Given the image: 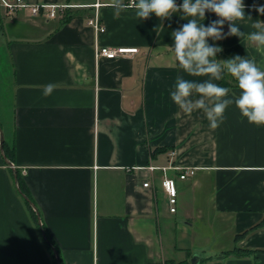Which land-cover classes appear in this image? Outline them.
Here are the masks:
<instances>
[{
	"label": "crops",
	"instance_id": "0c3cea01",
	"mask_svg": "<svg viewBox=\"0 0 264 264\" xmlns=\"http://www.w3.org/2000/svg\"><path fill=\"white\" fill-rule=\"evenodd\" d=\"M27 1L76 7L67 23L0 13V123L40 215L0 150V264H56L53 248L62 264H264V227L255 229L264 219V126L233 104L213 130L202 110L185 114L171 99L177 76L211 79L184 72L170 47L191 17L140 20L131 7L117 15L111 0ZM243 2L237 24L247 34L264 22L255 10L264 0ZM96 4L104 33L88 25ZM217 19L206 12L200 22ZM208 43L222 48L218 60L255 58L264 69L246 36ZM96 47L138 52L97 59ZM186 169L196 174L182 181ZM166 179L177 186L174 206Z\"/></svg>",
	"mask_w": 264,
	"mask_h": 264
},
{
	"label": "clouds",
	"instance_id": "9594fccd",
	"mask_svg": "<svg viewBox=\"0 0 264 264\" xmlns=\"http://www.w3.org/2000/svg\"><path fill=\"white\" fill-rule=\"evenodd\" d=\"M110 6L117 15L131 7L140 20L148 19L150 14L161 20L170 19L174 13L191 17L172 32L174 44L170 47L184 72L191 76H210L211 79L198 82L177 76L171 91L172 101L185 114L202 110L213 130L223 123L225 110L233 104L250 124L264 126V69L257 65L255 58L235 55L227 60H218L217 53L222 48L208 43L209 38L218 41L226 35L246 36L264 54V22L256 20L251 24L254 31L247 34L237 24L246 18L243 0H183L180 5L176 0H132L130 5L124 4L123 0H111ZM255 10L264 15V5ZM206 12L214 13L219 19L205 26L200 21L205 20ZM247 18L252 19L250 15ZM225 22L229 25L227 34L223 32ZM225 73L237 82L238 95L230 88L213 82L224 79ZM53 90L54 85L48 84L43 95L48 97ZM194 94H198V98L193 99Z\"/></svg>",
	"mask_w": 264,
	"mask_h": 264
},
{
	"label": "built area",
	"instance_id": "2783aa9c",
	"mask_svg": "<svg viewBox=\"0 0 264 264\" xmlns=\"http://www.w3.org/2000/svg\"><path fill=\"white\" fill-rule=\"evenodd\" d=\"M132 3V0H130L129 5ZM101 4H96L95 7L97 8V11L95 15L89 20L88 25L92 27L96 33H104L106 31L105 26L101 22L99 8L101 7ZM76 6L70 5V4H54V5H48V4H31L27 0H0V13L3 15V17L6 18H13L17 16L19 13L27 12L31 16H45L47 19H57V18H63L66 16L67 12H69L71 9L75 8ZM96 58H106L109 60L116 59L118 57H121L123 55L129 54V53H137V49L127 50V49H110L109 47H96ZM196 174L195 169H186L181 175L180 179L182 181H185L189 179L190 176H194ZM145 187H148L149 184L146 183L144 185ZM163 187L165 188L166 192L171 197V205L176 204V194H177V186L174 180L172 179H166L163 182ZM171 212L175 213L176 208H171Z\"/></svg>",
	"mask_w": 264,
	"mask_h": 264
},
{
	"label": "trees",
	"instance_id": "16d2710c",
	"mask_svg": "<svg viewBox=\"0 0 264 264\" xmlns=\"http://www.w3.org/2000/svg\"><path fill=\"white\" fill-rule=\"evenodd\" d=\"M71 13H70V11L69 12H67V14H66V16L65 17H63V22L64 23H67L69 20H70V18H71ZM209 40H212L211 38H209ZM220 86H223V87H228V88H233V87H237V82L235 81V79L234 78H232L230 75H228L227 73H225V75H224V79H222L221 80V82H220V84H219ZM1 124V123H0ZM1 126H2V124H1ZM2 128H3V126H2ZM3 131H4V129H3ZM5 133V132H4ZM4 136H5V134H4ZM4 152H5V154H6V156H7V158L11 161V162H15V156H16V149H15V145L14 144H11L10 142H9V140L6 138V136H5V142H4ZM18 173V179H19V184H20V190H21V193L23 194V195H25V196H27L31 201H32V198H31V195H30V193H29V191H28V189H27V186H26V184H25V182H24V180H23V178H22V176H21V173H20V171H17ZM21 194V195H22ZM264 227V219H263V221L255 228V229H258V228H263ZM47 235V234H46ZM50 242V241H49ZM51 243V242H50ZM49 243V244H50ZM235 252L236 253H241V254H243V255H245V254H247L248 252L247 251H241V250H235ZM56 264H58L57 263V261H56ZM157 264H194V263H192L191 262V260H186V261H183V262H176V261H174V260H167V261H165V262H163V263H157ZM197 264H206V262L205 261H203V260H201L199 263H197Z\"/></svg>",
	"mask_w": 264,
	"mask_h": 264
},
{
	"label": "water",
	"instance_id": "95a60500",
	"mask_svg": "<svg viewBox=\"0 0 264 264\" xmlns=\"http://www.w3.org/2000/svg\"><path fill=\"white\" fill-rule=\"evenodd\" d=\"M4 142H5L4 131H3V128H2V126H1V124H0V150H1V153H2V155H3L4 159H5V161H6V162H7V163L13 168V171H14V174H15V180H16L17 189H18L19 193L22 194V193H21V190H20V184H19L18 174H17V170H16V168H15V165H14L13 162H11V161L7 158V156H6L5 152H4ZM22 196H23V198H24L26 201H28V203L31 205V207H32L35 211H37L38 218H39V222H40V215H39V212H38L37 208L35 207V204H34V203H33V202H32L27 196H25V195H23V194H22ZM53 250H54V253H55V255H56V261H57V263H58V264H62V261H61V258H60L59 253L57 252L56 249L53 248ZM193 263H195L194 260H193Z\"/></svg>",
	"mask_w": 264,
	"mask_h": 264
},
{
	"label": "rangeland",
	"instance_id": "374dc122",
	"mask_svg": "<svg viewBox=\"0 0 264 264\" xmlns=\"http://www.w3.org/2000/svg\"><path fill=\"white\" fill-rule=\"evenodd\" d=\"M6 18V17H5ZM9 66V65H8ZM8 71L10 72V69L8 68ZM8 75H9V73H8ZM2 81V79H0V82ZM1 84V83H0ZM8 107V110H10L11 109V106L9 105V106H7ZM1 108L3 109V106L1 107V102H0V112H1Z\"/></svg>",
	"mask_w": 264,
	"mask_h": 264
}]
</instances>
